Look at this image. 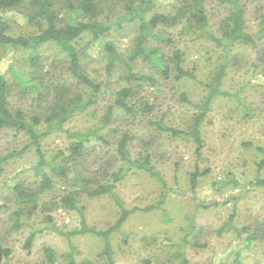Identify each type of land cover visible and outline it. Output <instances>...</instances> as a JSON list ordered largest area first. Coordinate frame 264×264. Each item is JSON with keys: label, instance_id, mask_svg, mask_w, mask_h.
Returning a JSON list of instances; mask_svg holds the SVG:
<instances>
[{"label": "rangeland", "instance_id": "374dc122", "mask_svg": "<svg viewBox=\"0 0 264 264\" xmlns=\"http://www.w3.org/2000/svg\"><path fill=\"white\" fill-rule=\"evenodd\" d=\"M126 1L107 0V6L97 21L109 25L110 29L101 36V40L96 41L87 34L79 41L77 47L86 48L91 57L86 59L88 73L95 82L103 83L102 92L95 94L77 87L76 81L69 78L70 73L67 74L66 79L74 84L73 94H81L84 101L91 99L96 104L85 112H77L63 125L62 130H52L43 140L48 161L58 153L61 154L59 162L64 160V155L69 156L71 140L67 137L68 132L101 128L103 116L114 103L117 92L126 86L120 78L122 72L107 73V57L102 49L103 41H110L124 57L130 54L138 26L135 22L122 20L128 14ZM168 1L171 0H154L152 11L146 10V17L150 18L154 13L172 12V5ZM241 1L246 7L245 28L253 39L251 43L228 44L222 39V44H218L208 39L202 31L185 30L183 26L160 29L161 33L174 40L173 45L165 46L164 55L171 56L174 49H180L184 54L183 66L193 72L197 80L163 79L142 61L134 65L135 71L155 76L158 83L136 88L138 94L130 101L136 106L135 114L116 111L109 128L101 129L106 142L92 138L83 157L86 160L84 171L76 167L71 185L67 186L55 178V188L41 192L42 172H49V169H38L39 159L35 149L28 148L27 136L14 130L0 132V155L9 157L0 174V244L12 251L5 264H66L71 244L76 247L78 264H108L101 238L91 235L68 238L60 235L50 228L41 210L27 220L28 224L25 222L20 228L14 226L16 214L21 212L25 215L31 204L18 202L16 193L9 188L17 183L28 186L39 194L40 206L59 202L68 191L74 190V183H82L90 175L93 187L109 184L110 173L125 165L118 159V136L108 131L111 128L130 132L131 156L139 159L149 153L168 187L165 201L161 208H157L164 187L155 178L133 170L117 184L116 191L128 209L151 206L155 209L135 212L121 232L112 235L115 264H168L167 257L181 245L189 264H233V251L247 237L246 233L240 235L236 229H256L259 223H264V188L253 185L258 177L264 179V168L259 171V165L264 161V0ZM136 2V10L140 7L144 9L145 5L140 0ZM77 5V0L69 4L67 0H55L60 17L68 18L71 14L75 20L92 21L90 17L79 16L81 12L78 10H72ZM207 10L210 32L221 39L218 25L227 13V7L217 0H207ZM22 12L29 14L26 9H21V12L0 10V15L11 21V33L15 36L37 33L38 26L25 27ZM120 19L122 24L118 25ZM44 51L50 59L57 57L62 63L46 77L52 81L56 74L66 72L64 61L56 55V47L50 46ZM28 57L26 50L13 54L0 46L1 71L5 72L11 65L7 79L12 85V106L30 113H36L35 109L40 108L37 113L42 115L41 130L45 131L53 98L48 96L40 104L37 92L30 90L24 94L16 77L27 70L25 62ZM49 66L52 68L47 64V68ZM219 75V94L214 98L202 125L204 149L198 158L190 137H171L159 131L156 123L163 120L168 126L190 131L200 105L210 93L207 87L216 85ZM71 167H74L73 162ZM197 168L209 173L200 178L196 191L192 192L190 177ZM81 173L83 175L79 176ZM79 200L87 207L86 219L90 227L108 229L120 218L119 208L107 195L98 198L84 195ZM51 215L52 225L64 233L81 227L79 215L61 206H54ZM232 216L234 229H225L219 234ZM34 229L36 235L32 247L28 249L26 242ZM255 246L254 252H242L240 259L246 263L264 264V240L256 242ZM46 248L56 252L55 262L50 263L46 259Z\"/></svg>", "mask_w": 264, "mask_h": 264}, {"label": "trees", "instance_id": "16d2710c", "mask_svg": "<svg viewBox=\"0 0 264 264\" xmlns=\"http://www.w3.org/2000/svg\"><path fill=\"white\" fill-rule=\"evenodd\" d=\"M75 0H67L68 4ZM221 5L227 7V13L220 20L218 28L221 39L217 38L210 32L209 28V15L207 10V0H171L167 3L172 5V12L168 13H154L150 18L146 17V10L150 11L153 8L154 0H140L143 3L144 9L140 7L135 9L136 0H127L128 14L122 19L130 23H136L138 26V33L134 39L132 50L130 54L124 57L110 41H103V51L107 57V73L111 75L113 72L120 71L121 79L126 83V86L121 88L117 94L114 103L109 106L102 119L103 126L89 130L87 132H68L67 137L71 140L69 147V156L64 155V160L58 161L61 156L60 153L48 161L44 154L43 140L51 134L52 130H62L63 125L68 122L72 116L77 112H85L96 104L95 101L88 99L84 101L83 95L73 94V83H71L66 76L70 73L71 79L76 81L77 87H81L95 94L102 92L103 83L95 82L88 73L87 58L88 55L86 48L77 47L79 41L87 34L93 36L94 40H101V36L106 34L110 26L97 21L98 17L107 6V0H77L76 9L81 12L79 16L90 17L92 21L84 22L75 20L70 14L68 18H62L59 15L55 6V0H0V10H15L21 12V9H26L29 14L22 12L25 16L28 28L32 25L38 26L37 33L29 34L27 36H15L11 33V21L6 20L5 17L0 15V46L7 48V53L12 51L13 54L18 50H26L29 52L26 66L27 70L21 71L17 74L20 88L24 89V94L31 91L37 92V101L41 104L48 96L52 97L51 105L52 111L49 115L47 129L41 130L43 124L42 115L37 111L30 113L19 107H13L11 104V89L9 80L7 79V71L11 70V65L8 66L5 72L0 69V132L5 130H14L23 133L29 140L28 148H34L38 156V169L47 167L49 172H42V181L39 190L41 192L51 191L55 188V178L60 179L69 186L74 170L79 167L81 172L84 171V156L92 138L97 141L106 142L105 136L101 134V129L109 128V124L115 112L120 110L128 115L135 114L136 106L131 104L130 101L134 96H137V87L156 85L158 80L155 76L146 74L144 72L135 71L134 65L143 62L148 65L153 72L157 75L160 74L163 79L171 77L177 80L190 79L197 80V77L185 69L184 54L180 49H174L171 56H166L163 53L165 46H171L174 40L170 36H166L160 32L162 27L172 28L183 26L185 30L202 31L208 39L222 44V39L226 40L228 44L238 43H251L253 41L251 35L246 31V7L241 0H217ZM140 6H142L140 4ZM75 7V5L73 6ZM152 11V10H151ZM122 20L117 21L118 25L122 24ZM56 47V55L61 61H64L65 71L59 73L50 81L46 78L49 72L53 74L59 64L57 57L50 59L44 49L48 47ZM50 64L52 68H47ZM57 67V68H56ZM221 75L217 78V83L214 86L209 85L207 88L210 93L200 105L199 113L196 115L192 129L188 132L180 130L175 127L168 126L163 120L157 122V129L163 133L169 134L171 137L180 138L190 137L195 144V152L197 157H201L204 149V140L202 137V125L206 120L207 114L211 108L214 98L219 94L218 85L221 81ZM46 79L48 83H46ZM50 83V85H49ZM43 84L44 87H43ZM186 100V97H184ZM118 136L116 152L118 159L125 163L120 166L116 171L110 173V183L93 187L92 175L82 179V183H74V190L68 191L57 203H44L38 204L39 194H36L33 189L23 184H13L9 189L14 191L17 195L18 202L22 204H31L28 212L16 214V221L14 226L20 228L23 223H27L33 215L41 210L50 223V228L60 235L68 238L71 236H85L91 235L99 237L104 242V254L107 257L108 264H115L114 250L112 247L111 237L116 232H121L124 224L135 212L142 210L143 212H150L155 207H147L144 209H128L124 202L121 200L116 191V186L119 182L123 181L130 172L140 171L148 174L150 177L155 178L164 187L163 197L157 208H161V204L166 199L167 183L163 179L160 171L157 170L152 163V157L148 153L139 159H134L129 150V143L132 140L129 131L121 132L118 129L111 128L108 130ZM262 151V149H259ZM20 154V153H17ZM9 157L0 155V174L3 171V164ZM63 162V163H62ZM74 167H71V164ZM264 168V161L259 165V171ZM208 170L201 171L198 168L191 174L190 184L192 192H195L200 178L206 176ZM83 173L79 174V176ZM90 183V185L88 184ZM253 185L259 188H264V179L258 177ZM89 196L90 198H98L101 196H109L113 199L120 211V218L108 229L98 230L95 227H90L86 219V205L80 204L79 198L82 196ZM82 203V202H81ZM42 206V207H41ZM54 206H61L62 208L77 213L81 220L80 229L72 232L64 233L59 228L53 226V218L51 215ZM233 216L229 221L219 230V234L225 229H234ZM28 224V223H27ZM240 235L247 234L246 239L238 249L233 251L232 255L235 257L233 264H259L246 263L242 261V252H254L257 248L256 242L264 240V223H259L256 229L252 227H243L236 229ZM36 235L34 229L28 237L26 247H32L33 240ZM173 246H177L173 244ZM254 246V247H253ZM76 247L71 244L70 252L67 254L68 262L66 264H78L75 257ZM12 255V251L5 248L0 244V264H5V261ZM46 259L53 263L57 259L56 252L51 248L45 249ZM175 261L174 263H172ZM168 264H189L184 252V246L181 245L167 257ZM179 262V263H178ZM80 264H91L89 262H82ZM227 264V262L222 263Z\"/></svg>", "mask_w": 264, "mask_h": 264}]
</instances>
